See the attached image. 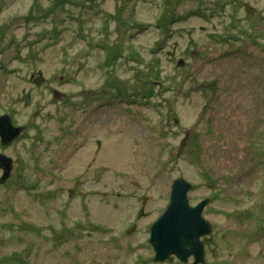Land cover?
<instances>
[{"label":"rangeland","instance_id":"rangeland-1","mask_svg":"<svg viewBox=\"0 0 264 264\" xmlns=\"http://www.w3.org/2000/svg\"><path fill=\"white\" fill-rule=\"evenodd\" d=\"M3 113L0 264H147L177 177L212 263L264 264V0H0Z\"/></svg>","mask_w":264,"mask_h":264},{"label":"water","instance_id":"water-1","mask_svg":"<svg viewBox=\"0 0 264 264\" xmlns=\"http://www.w3.org/2000/svg\"><path fill=\"white\" fill-rule=\"evenodd\" d=\"M247 11L255 10L249 4L245 5ZM183 64V61L178 63ZM43 80L41 71L35 83L39 84ZM59 91L54 90V96L58 97ZM21 100L25 104L30 102V93L25 94ZM25 129L23 125H15L8 113L0 114V143L8 145L15 140ZM188 138V133L181 140L180 148ZM14 168L13 158L4 152H0V184L4 183L11 175ZM192 187V183L184 177H177L171 183L170 199L164 211L151 224L149 243L155 252L156 261L165 260L168 255L174 254L181 260L193 254L196 262L202 260L204 249L201 241L203 235L211 232L212 225L204 217L203 210L210 198H204L191 205L187 193ZM72 192V190H71ZM146 199V197L144 198ZM191 244L190 249H185V244Z\"/></svg>","mask_w":264,"mask_h":264},{"label":"flooded vegetation","instance_id":"flooded-vegetation-1","mask_svg":"<svg viewBox=\"0 0 264 264\" xmlns=\"http://www.w3.org/2000/svg\"><path fill=\"white\" fill-rule=\"evenodd\" d=\"M32 78V80L35 82V77H31ZM42 81V80H41ZM36 84V83H35ZM54 90H56V89H53V94H54ZM28 93V92H27ZM27 93H24L22 96H20V97H17L16 99H15V101H22L24 104H25V102H24V100H21L22 99V97L25 95V94H27ZM4 114V113H3ZM12 121H13V119H12ZM15 125H23V126H25L24 124H17V123H14ZM26 127V126H25ZM25 130V129H24ZM23 130V131H24ZM22 133V132H21ZM14 141V140H13ZM11 144V143H10ZM10 144H8V145H10ZM1 172H2V170H1ZM146 196L144 195V196H142V198H141V204L139 205V207H138V210H137V213H136V215L134 216V218L132 219V221L129 223V226H127L125 229H123V232H121V235H119L120 237L119 238H117L118 239V241H119V243H118V245L116 246V245H111V251L112 250H117V249H121V248H123V249H125V250H127V252H129L131 249H140V248H142V247H140V244L138 243V241H131L130 239V237L131 236H133V234H135L136 232H137V230L138 229H140L139 228V226H138V220L142 217V216H144L146 213L144 212V210H145V206H146V204H147V198L146 199H144ZM204 198V197H203ZM203 198H201V199H203ZM206 198V197H205ZM200 199V200H201ZM200 200H198L197 202H199ZM197 202H195V203H190L191 205H195ZM211 202V200H209L208 201V203H210ZM207 203V204H208ZM167 205V204H166ZM206 207V206H205ZM205 209V208H204ZM204 211V210H203ZM163 212V211H162ZM204 213V212H203ZM161 214V213H160ZM159 214V215H160ZM158 215V216H159ZM204 215V214H203ZM157 216V217H158ZM157 217H156V219H157ZM205 217V216H204ZM207 219V218H206ZM208 220V219H207ZM155 221V219L154 220H152L151 222H150V224H149V226H146V227H148V233H149V236H150V229H151V224L153 223ZM209 221V220H208ZM210 222V221H209ZM211 223V222H210ZM211 225H212V229H213V224L211 223ZM145 227V228H146ZM211 229V230H212ZM132 231V232H131ZM143 231H145L144 229H143ZM145 232H147V230L145 231ZM208 236H202L200 239H201V241H202V244H203V249H204V254H203V257H202V260H199L198 262H196V258H195V256L193 255V254H190V255H188L184 260H181L180 258H178L176 255H174V254H170V255H168V257L165 259V260H163V261H156L155 259H154V255H155V252H154V250H153V247H152V245L150 246L149 245V259H148V262H147V264H165V263H167V262H169V261H175L176 263L175 264H213L212 263V259L210 258V256H209V253H208V251H207V241H206V238H207ZM120 239H126V241L125 242H121L120 241ZM148 241H149V238H148ZM149 244V243H148ZM134 246V247H133ZM136 246H139V247H137L136 248ZM191 248V244H189V243H186L185 244V249L187 250V249H190ZM152 249V250H151ZM126 252V253H127ZM97 254H98V252H97ZM140 254L141 253H137V262H136V264H144V260L143 259H140L138 256H140ZM99 255V254H98ZM97 255V256H98ZM120 255V254H119ZM121 256V255H120ZM115 258V259H114ZM118 258V256L117 255H115V254H113V253H111V260L113 261V260H116ZM138 262H141V263H138ZM174 264V263H173ZM215 264H224V263H215ZM231 264H238V263H235V262H233V263H231Z\"/></svg>","mask_w":264,"mask_h":264},{"label":"bare ground","instance_id":"bare-ground-1","mask_svg":"<svg viewBox=\"0 0 264 264\" xmlns=\"http://www.w3.org/2000/svg\"><path fill=\"white\" fill-rule=\"evenodd\" d=\"M126 125H127L126 123H124V124L121 123L120 127H121L122 129H124ZM127 126H128V125H127Z\"/></svg>","mask_w":264,"mask_h":264}]
</instances>
